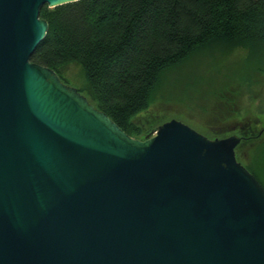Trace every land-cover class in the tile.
<instances>
[{
	"label": "water",
	"instance_id": "water-1",
	"mask_svg": "<svg viewBox=\"0 0 264 264\" xmlns=\"http://www.w3.org/2000/svg\"><path fill=\"white\" fill-rule=\"evenodd\" d=\"M72 1L0 0V264H264L241 136L177 119L131 136L30 60L41 7Z\"/></svg>",
	"mask_w": 264,
	"mask_h": 264
},
{
	"label": "trees",
	"instance_id": "trees-1",
	"mask_svg": "<svg viewBox=\"0 0 264 264\" xmlns=\"http://www.w3.org/2000/svg\"><path fill=\"white\" fill-rule=\"evenodd\" d=\"M39 15L48 30L30 60L54 69L63 82L62 70L79 63L87 99L131 136L139 130L129 132L130 118L148 106L160 76L198 53L241 48L249 77L239 91H215L204 110L210 123L234 117L244 94L264 95V0H76L44 5ZM255 126L239 128L244 136L235 148L246 145L245 166L264 188V131L257 135Z\"/></svg>",
	"mask_w": 264,
	"mask_h": 264
},
{
	"label": "rangeland",
	"instance_id": "rangeland-1",
	"mask_svg": "<svg viewBox=\"0 0 264 264\" xmlns=\"http://www.w3.org/2000/svg\"><path fill=\"white\" fill-rule=\"evenodd\" d=\"M243 55L244 50L241 48L202 52L164 72L151 93L148 106L130 118L133 127L129 132L133 134L138 129L137 137L143 138L162 122L177 119L209 138L232 134L243 137L244 133L239 128L246 127L248 123L253 127L256 125L254 130L258 132L257 135L263 133L264 95L250 99L248 94H244L238 113L225 120L217 118L215 123L209 122L210 112H204L205 107L210 109L216 90L242 89L240 81L249 78L244 70ZM61 75L66 84L74 86L84 95L88 94V82L79 63H69ZM258 92V87H254L253 93ZM230 96L235 98L236 94ZM219 108L223 110L222 104H219ZM217 112L221 110L217 109ZM235 149L237 160L243 165L247 164L250 159L246 145L241 142Z\"/></svg>",
	"mask_w": 264,
	"mask_h": 264
}]
</instances>
